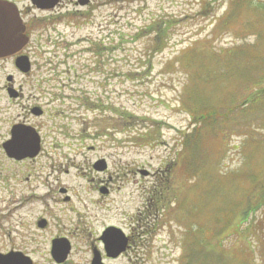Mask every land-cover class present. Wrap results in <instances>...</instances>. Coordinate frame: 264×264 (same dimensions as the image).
Returning a JSON list of instances; mask_svg holds the SVG:
<instances>
[{"label":"rangeland","instance_id":"rangeland-1","mask_svg":"<svg viewBox=\"0 0 264 264\" xmlns=\"http://www.w3.org/2000/svg\"><path fill=\"white\" fill-rule=\"evenodd\" d=\"M249 1L252 8H264L262 0ZM228 3L107 0L89 17L77 20L76 27L57 24V34L53 27L38 23L42 31L34 35L42 36L31 47L30 76L17 74L11 60L0 61V253L18 247L21 238L28 237L27 226L20 230L10 223L27 222L36 215L34 208L39 206L31 196H44L49 207H62L63 195L48 186L67 189L74 195L66 208L79 211L81 206L101 205L117 221L136 216L145 203L151 218L161 214L162 219L170 220L168 210L176 211L179 203L185 214L190 213L188 202H195L197 209L193 210L200 217L204 211L205 217L214 210L204 209L203 193L204 205L210 200L211 207L222 206L217 213L228 212L225 223L231 214L229 226L246 218L248 221V211L262 204L264 191V98H255L261 83L264 86V12L244 10L233 25L224 28L217 24L213 28V20L224 13ZM99 41L104 51L101 60L94 56ZM255 43L262 50L252 56L218 59L239 60L228 67L223 86L230 89L218 93L220 101L212 98L215 105L222 106L224 101V106L231 105L233 111L217 127L218 137L208 133V140H202L201 156L193 157L191 162L183 139L197 122L190 115L197 113L198 100L206 96L188 94V100L198 104L192 111L181 108L187 74L176 63L178 58L192 45L197 50L227 51L234 45ZM234 51L246 53L244 49ZM220 65L224 67L225 63ZM218 66H214L215 71H219ZM251 66L250 74L261 80L259 83L250 82L247 68ZM7 75L21 85L22 97L18 100L7 96ZM247 98L250 107L261 109L244 115L238 106ZM33 108H41L45 114L34 117ZM20 122L41 134V150L35 158L14 161L5 156L1 145L11 126ZM251 155L253 165L247 159ZM100 159L106 161L107 173L92 170ZM140 171L150 176L143 177ZM236 181L242 184L237 194L231 193L233 187L238 188L233 186ZM101 187L108 188L109 195L101 196ZM263 205L249 221L262 229ZM65 219L76 218L65 214L61 220ZM215 228L219 230L220 225ZM226 232L222 234L231 235ZM178 233L176 225L171 228L165 221L143 220L138 254L114 264H196L188 258L179 262L182 245ZM205 233L208 249L218 251L221 237L215 240L213 231ZM180 237L183 244L184 238ZM229 240L233 238L229 236ZM32 259L34 264H50L46 250ZM75 261L73 256L69 260L70 264ZM80 264H86L84 259Z\"/></svg>","mask_w":264,"mask_h":264},{"label":"trees","instance_id":"trees-1","mask_svg":"<svg viewBox=\"0 0 264 264\" xmlns=\"http://www.w3.org/2000/svg\"><path fill=\"white\" fill-rule=\"evenodd\" d=\"M262 1L264 3V0ZM244 10L264 12V8H252L249 0H229L228 6L224 10V13L216 20L214 28L217 24H221L224 28L231 24L233 25L236 18H238V15L244 13ZM245 20L246 24L250 25L248 19ZM241 22H244V20H242ZM239 49H244L246 53L243 54L234 51ZM259 49L262 50L261 45L257 43H255L254 45H234L227 51L221 49L216 50L213 48L207 50H197L192 45L189 49L186 50L184 55H181L178 58L176 63L179 64L187 74V92L184 96H181L180 105L182 108H185V110L187 108L188 110L192 111L193 106L198 104L199 101L198 111L197 108L195 109L197 113L190 115L193 119L197 120V122L193 123V129L191 130V132H189V136L186 135V137L183 139L184 148L187 149L188 145V150L190 152L189 158L191 162H193V157H196L197 155L201 156L202 140L204 139L205 142L208 140V133L213 134L211 136L212 138H215V136L218 137V133L216 130L217 127L220 124L226 122L227 116H229L233 111L231 105L224 106V101H222V106L215 105L214 101H212V98L217 97L216 101H220L218 93H220L224 89H226L227 91L230 89L224 88L223 86L225 84V78L228 75V67L232 61L239 60L218 59L221 57L242 59L252 56ZM220 63H225V66L222 67ZM215 65H219L217 67L219 71L214 70ZM252 69L253 66L247 68V71L250 75V82H254L255 80H257L255 78V75L252 76L250 74V71ZM206 72L207 76H205ZM260 81L261 80H257L256 82L259 83ZM262 92H264V86L261 83L259 94H257L255 98L262 100L264 98V93ZM198 93H201V95L204 94L206 96V99H197V102H191L188 100V94L192 96L196 94L198 95ZM248 99L249 98L239 103L240 105L238 106L244 111V115L246 114V111L254 112V110L261 109L250 107ZM254 131H256V129ZM256 153L257 152H255L254 155H256ZM250 157L253 159V155H251ZM180 164L182 165L181 161ZM193 167L194 165L192 164V170L194 171L196 168L194 169ZM250 172H252V170H250ZM247 173L249 172L247 171ZM220 174L225 175L222 172H220ZM251 178L252 177L249 174L248 179ZM233 184V186H237L238 188L233 187L231 193L237 194V192L241 190L239 188L242 184L237 183V181ZM199 195H201V193H199ZM201 197H203V207L205 210L213 208L214 211L211 215L206 214L204 217L203 211V217H200L198 213L194 211L197 209L195 202L193 203V205H191V202H188L190 206V213L185 214L183 212V206L181 205V203L177 204L176 211L172 209L171 211L167 212L168 218L172 219L173 222L178 224L179 228L181 229L179 233L184 238V242L182 244V259L188 258L190 259V262H196V264H255L256 261H262L264 264V229H262L260 225H254L253 220L251 223L249 222L252 216L256 214L257 210L259 208H262V204H264V191L260 198L262 204L256 207H252L248 211V221L247 218L243 219V221L241 222L238 221L234 225V227L229 226L232 221L230 213L229 221L225 223L226 214L228 212L219 210L217 213V209L221 208L222 206L218 207V205H214L213 207H211L212 204L210 200H208L204 205V193L201 195ZM174 217L175 220L173 219ZM144 219L152 221V218L149 216H145ZM220 219H222L221 223H219ZM245 223L246 226H244ZM218 224L220 225L219 230L215 228ZM184 225H186V227L188 228L187 233L183 229ZM198 226L199 229L197 230ZM205 231H213V233H215V240H218L221 237L218 241V251H211L212 249H208V245H206L208 242L206 239L208 237ZM223 231H227L225 234L231 235L224 236V234H222ZM229 236H231L233 240H229ZM223 243L228 245L231 244V246L223 247Z\"/></svg>","mask_w":264,"mask_h":264},{"label":"flooded vegetation","instance_id":"flooded-vegetation-1","mask_svg":"<svg viewBox=\"0 0 264 264\" xmlns=\"http://www.w3.org/2000/svg\"><path fill=\"white\" fill-rule=\"evenodd\" d=\"M0 1L10 3L16 7L18 15L25 28L24 34L27 37V44L21 53L0 59V61L11 60L12 62H14L16 57L20 55L27 56L31 60V47L32 45H35L42 36L38 35L35 37L34 35L35 32L41 33L42 31V25L38 23L42 22L46 28L53 27L57 34L55 28L57 24H72L80 17L78 13L74 14L77 7L83 6L86 9L92 6L94 2H98V0H82L85 3L81 5L79 2L80 0H75V2H73V12L64 15L68 11V5L72 3L70 0H50L49 2L40 1L37 2V4L41 6L40 8L34 6L31 0ZM49 6L53 7L49 8ZM31 37L35 38L31 41ZM17 74L19 73L17 72ZM20 75L28 77L31 75V72ZM5 81L7 83L6 93L8 98L10 100L20 99L22 97V89L21 85H17L15 77L11 76L10 82H7L6 78ZM22 83L25 84L23 81ZM36 88H40V86L37 85ZM8 89L11 90L8 92ZM44 114V110H41L40 115L32 113L34 117H41ZM16 125L29 126L22 122L17 124L14 123L7 133L5 142H11L13 130L15 128L14 126ZM32 128L37 132L41 144V134H39L34 127ZM107 170L103 173H107ZM147 175L142 176L147 177ZM52 187L54 188L55 193L63 195L60 201L62 207L60 209H56L54 206L49 207L47 204L50 202H48L46 197L31 196V201L39 206L34 208L36 215L29 218L27 222H21L19 224L13 220L10 223L11 227L17 226L20 230H22L24 226H27L30 233L28 234V237L23 236L21 238V243L18 247L9 249L5 253L29 258L31 261L30 264H34L32 259L34 254L45 250L49 256L50 264H70L69 260L72 256L76 257V261L73 264H80L82 259H84L86 264H114L125 256L138 254L140 247L141 222L143 220L146 221L142 216L141 219V212H137L136 216L128 217L126 221H117L113 219V217H110L108 211L101 205L81 206V209L76 211L74 208L65 207V205H68L71 202L74 195L69 194L67 189L61 187L48 186L46 188L50 189ZM100 189L98 190V193L101 196L109 195L110 190L108 188H105V191L102 193H100ZM48 192L52 193V191ZM139 192H141L140 188ZM41 201H44L46 204L39 203ZM73 205L76 206L77 202L73 201ZM143 211L150 215L147 206L143 208ZM65 214H70L76 219L61 220ZM119 240H123L122 244L124 251L116 255V257H113L115 249L121 246ZM64 255L65 258L61 262L56 261V257Z\"/></svg>","mask_w":264,"mask_h":264},{"label":"water","instance_id":"water-1","mask_svg":"<svg viewBox=\"0 0 264 264\" xmlns=\"http://www.w3.org/2000/svg\"><path fill=\"white\" fill-rule=\"evenodd\" d=\"M23 27L18 18L16 9L5 3L0 2V58L13 55L20 51L25 45L26 38L23 36ZM15 65L21 72L29 70L28 61L25 57L18 58ZM3 150L9 158L21 160L32 158L39 151L38 138L29 128L15 127L12 134V140L2 145ZM94 169L102 171L105 165L102 161L94 165ZM123 247L115 249L118 254ZM63 256L56 257L59 261ZM0 264H30L27 258L19 255H0Z\"/></svg>","mask_w":264,"mask_h":264}]
</instances>
